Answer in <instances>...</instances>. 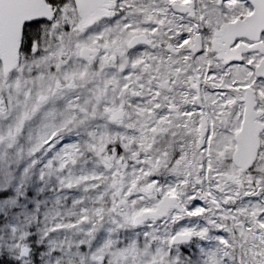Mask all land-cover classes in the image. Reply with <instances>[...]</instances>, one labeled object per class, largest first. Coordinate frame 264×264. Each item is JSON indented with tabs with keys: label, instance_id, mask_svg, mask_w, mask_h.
Returning <instances> with one entry per match:
<instances>
[{
	"label": "snow or ice",
	"instance_id": "obj_1",
	"mask_svg": "<svg viewBox=\"0 0 264 264\" xmlns=\"http://www.w3.org/2000/svg\"><path fill=\"white\" fill-rule=\"evenodd\" d=\"M0 264H264V0H0Z\"/></svg>",
	"mask_w": 264,
	"mask_h": 264
}]
</instances>
